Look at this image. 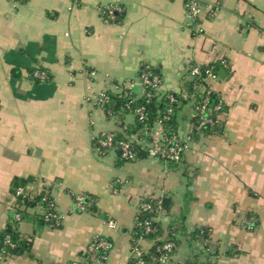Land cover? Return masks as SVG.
<instances>
[{"label":"crops","instance_id":"0c3cea01","mask_svg":"<svg viewBox=\"0 0 264 264\" xmlns=\"http://www.w3.org/2000/svg\"><path fill=\"white\" fill-rule=\"evenodd\" d=\"M204 1L220 10L195 22L184 0H0V233L20 210L17 230L30 244L21 255L0 253V264H128L146 196L170 199L156 217L164 231L185 217L169 264H264V0ZM112 8L115 20L104 12ZM215 63L221 133L194 132L175 167L97 151L105 132L147 139L125 131L133 112L98 107L99 93L142 89L144 65L160 71L161 92H179L191 66ZM35 69L50 79L35 80ZM194 101L177 114L182 138L194 131ZM15 177H34V194L49 189L59 226L43 220L41 205L18 206ZM77 195L96 210H80ZM199 227L211 229V254L190 237ZM96 237L112 243L102 262L88 252Z\"/></svg>","mask_w":264,"mask_h":264},{"label":"trees","instance_id":"16d2710c","mask_svg":"<svg viewBox=\"0 0 264 264\" xmlns=\"http://www.w3.org/2000/svg\"><path fill=\"white\" fill-rule=\"evenodd\" d=\"M118 16V15H116ZM118 18V17H117ZM210 66H214L215 73L217 77H219V67L218 64H210V65H202V71H205ZM149 70L153 75H158L160 79L162 75L160 71L154 67L144 65L142 67L141 72ZM110 95V100L106 104V108L111 110L113 113H120L123 111L133 112L138 107L144 106L145 114L147 116V120L142 122L139 120V117L136 116V122L134 125L129 126V128L125 129L127 132H137L139 130H143L144 133L153 129L156 123L161 120L162 124L165 129V133L167 137H170L172 134L177 133L176 124H177V114L183 108L184 104L194 101L193 108L195 109L197 104L202 98V90L196 88L194 86L193 80L187 81L182 87L179 92H161L159 88L154 86H148L144 89L141 95H137L133 92V90L128 89L126 95H119L115 94L111 91H107ZM124 94V92H123ZM173 96L174 100L170 98ZM130 107H125L126 103L130 102ZM211 105H215L218 102V96L216 93H213L210 98ZM168 109L172 110V114L170 118H165ZM194 120L195 125L198 124L197 115L192 117ZM223 131L221 127V123H217L213 128L205 126L204 132L208 133H221ZM115 133V132H114ZM198 134V131L195 130L194 136ZM116 141L120 140H131L129 137L126 136L124 133H115ZM141 135V134H139ZM135 142V148L138 151V158H142L147 155V151L144 147L137 143V141L132 140ZM121 154L120 150H118ZM121 157V155H120ZM177 163L169 162L170 167H175ZM35 180L34 177L24 178V177H15L12 181V191L16 194L18 188H23L24 193L17 197V204L18 206H25V207H33L37 205L47 206V204L51 201L50 194L47 193H40L34 194L32 189L29 188L30 183ZM46 197V200L44 199ZM94 199V197L91 196ZM144 202H150L153 205V210H142L138 212L135 225L131 233V246L134 249H137L141 252V255L136 257L134 254H131L128 264H136L138 261H142V264H159V260L167 251L163 250V247L168 242H174L176 247L179 243V235L186 234L185 226H184V218L181 217L179 219L173 220L171 223L168 231H164L161 227V224L158 221H155L156 217L158 216L157 212V204L156 200L152 197L146 196L141 199ZM87 210L88 208L96 210V205H90V197H86L84 202ZM162 209H167L162 202ZM44 220V219H43ZM150 222L151 229H147L146 223ZM16 219L15 217L10 218L6 228L4 231L0 233V253L3 257H8L12 255H21L25 252L29 251L30 244L29 241L21 237L18 233L17 226H16ZM10 238V242H7V238ZM191 239L197 240L203 237L205 240H209L211 237V229L209 227H199L196 228L191 233ZM100 237H96L93 241H98ZM110 241V240H109ZM144 241L150 243L149 246H145L143 244ZM111 242V241H110ZM112 245V243H111ZM203 252L207 251L208 254L210 252V245L209 243L204 246L202 249ZM201 250V251H202ZM96 252L98 255H106L108 252L102 248H97ZM168 264V263H167ZM182 264H212L211 260L200 261L196 259V257L192 259H187Z\"/></svg>","mask_w":264,"mask_h":264},{"label":"built area","instance_id":"2783aa9c","mask_svg":"<svg viewBox=\"0 0 264 264\" xmlns=\"http://www.w3.org/2000/svg\"><path fill=\"white\" fill-rule=\"evenodd\" d=\"M184 5L186 8L187 15L193 21H197L198 18L205 14L209 17H213L220 10L219 2H205L204 0H184ZM116 10L117 8L107 9L104 12L108 15L109 19L115 20L116 18ZM189 75L193 80L194 86L202 90V98L197 104L195 108V115H197L198 124L195 125L194 131L192 130L185 138H182L178 133L172 134L170 137H167L165 133L164 126L162 121L159 120L157 125L160 127H154L150 131H147L146 138L140 139L137 143L141 144L144 149L147 151V155L150 157L159 158L165 160L167 162L178 163L182 160L183 155L187 149V142L193 140V133L196 131L204 132L205 126L213 128L217 123H221L220 113L223 111L224 105L223 100L218 97V102L215 105H211L210 98L215 91L213 90V83L217 80V75L214 70V66H210L205 71H202V65L195 64L189 68ZM32 77L38 81H47L50 79L48 73L45 70L35 69L32 72ZM140 82L141 87L144 92V89L148 86H154L159 88L161 84V79L158 75H153L149 70L140 73ZM124 94L127 92L124 89ZM96 105L101 108H106V104L110 100V95L107 91H103L95 97ZM172 100H174L173 96H170ZM132 100L126 103L125 107H130ZM108 114L112 116L114 113L111 110H108ZM134 114L139 117V120L142 122L147 120V116L145 114L144 106L138 107L134 110ZM172 114V110L168 109L165 118L169 119ZM95 148L100 154H105L110 150H120L121 158L127 161L136 160L138 157V151L135 148V142L132 140H120L116 141V135L114 132H105L97 135L95 137ZM47 194H49V189L46 190ZM24 193L23 188H18L16 192V197H19ZM51 197V201L47 204V206H42L43 214L42 218L45 222L49 223L53 226H59L61 223V215L57 211V205L55 199ZM46 200V197L44 198ZM85 195H77L76 203L77 207L85 211L87 208L84 204ZM155 199V198H154ZM157 202V212L162 211V200L155 199ZM21 207V206H20ZM23 207V206H22ZM142 210H153V205L150 202L140 201L139 211ZM22 212L19 210L15 213V219L17 222L22 220ZM156 221V219H155ZM254 219L249 218L247 223L248 229H253ZM113 222H110V225L113 226ZM150 222H147V229L150 230ZM201 242L204 241L205 244L209 243V240H205L203 237L200 238ZM7 242H10V238H7ZM111 242L104 237H100L98 241H93L89 247L88 252L96 257L97 261L102 262L105 261L108 257V254L111 250ZM97 248H102L108 252L106 255H98L96 252ZM176 249V245L174 242H168L163 250L168 253L163 255L159 260V264H169L171 261V256ZM131 254H134L136 257L141 255V252L137 249H134L131 246ZM136 264H142V261H138Z\"/></svg>","mask_w":264,"mask_h":264},{"label":"water","instance_id":"95a60500","mask_svg":"<svg viewBox=\"0 0 264 264\" xmlns=\"http://www.w3.org/2000/svg\"><path fill=\"white\" fill-rule=\"evenodd\" d=\"M138 90H142L140 87H138V88H134V92H137ZM169 202H170V199L168 198V197H165L164 199H163V204L165 205V206H168L169 205Z\"/></svg>","mask_w":264,"mask_h":264},{"label":"rangeland","instance_id":"374dc122","mask_svg":"<svg viewBox=\"0 0 264 264\" xmlns=\"http://www.w3.org/2000/svg\"><path fill=\"white\" fill-rule=\"evenodd\" d=\"M202 244H203L204 246L206 245V244L204 243V241L202 242ZM207 244H208V243H207ZM204 246H203V247H204Z\"/></svg>","mask_w":264,"mask_h":264}]
</instances>
